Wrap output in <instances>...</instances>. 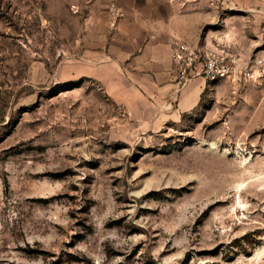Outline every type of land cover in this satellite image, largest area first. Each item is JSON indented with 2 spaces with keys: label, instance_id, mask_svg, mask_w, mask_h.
Returning a JSON list of instances; mask_svg holds the SVG:
<instances>
[{
  "label": "rangeland",
  "instance_id": "obj_1",
  "mask_svg": "<svg viewBox=\"0 0 264 264\" xmlns=\"http://www.w3.org/2000/svg\"><path fill=\"white\" fill-rule=\"evenodd\" d=\"M160 1L228 70L167 123L93 76ZM0 264H264V0H0Z\"/></svg>",
  "mask_w": 264,
  "mask_h": 264
},
{
  "label": "crops",
  "instance_id": "obj_2",
  "mask_svg": "<svg viewBox=\"0 0 264 264\" xmlns=\"http://www.w3.org/2000/svg\"><path fill=\"white\" fill-rule=\"evenodd\" d=\"M204 22L202 15L182 14L164 1L148 11L133 7L120 18L108 50L93 55V76L132 112L138 105L156 123L178 121L200 107L210 82L198 78L179 88L174 45L194 41Z\"/></svg>",
  "mask_w": 264,
  "mask_h": 264
},
{
  "label": "built area",
  "instance_id": "obj_3",
  "mask_svg": "<svg viewBox=\"0 0 264 264\" xmlns=\"http://www.w3.org/2000/svg\"><path fill=\"white\" fill-rule=\"evenodd\" d=\"M206 54V53H205ZM203 55L200 57L202 58ZM197 54L190 51L189 47L183 43H176L173 49V64L178 72V84L180 89L184 88L189 82L198 78H205L207 80H216L220 77H225L228 70L225 66L219 65L218 61L214 59L213 55L206 54L204 56V64L201 68L193 67ZM199 58V57H198ZM217 66L214 73L213 68Z\"/></svg>",
  "mask_w": 264,
  "mask_h": 264
},
{
  "label": "trees",
  "instance_id": "obj_4",
  "mask_svg": "<svg viewBox=\"0 0 264 264\" xmlns=\"http://www.w3.org/2000/svg\"><path fill=\"white\" fill-rule=\"evenodd\" d=\"M205 94H206V93H204V96H205ZM202 101H203V99H202ZM201 105H202V102H201ZM201 105H200V106H201Z\"/></svg>",
  "mask_w": 264,
  "mask_h": 264
}]
</instances>
